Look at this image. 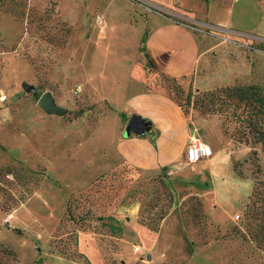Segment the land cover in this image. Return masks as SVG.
<instances>
[{
  "label": "rangeland",
  "instance_id": "obj_1",
  "mask_svg": "<svg viewBox=\"0 0 264 264\" xmlns=\"http://www.w3.org/2000/svg\"><path fill=\"white\" fill-rule=\"evenodd\" d=\"M45 1L0 0V91L7 97L0 101V166L15 165L22 178L8 177L30 186L24 200L0 206V264L42 263V250L78 256L80 231L98 238L106 264H264L255 229L244 222L252 193L264 186V148L241 141L234 122L197 100L229 84L264 87V40L173 16L213 38L192 70L175 75L149 61L135 64L147 30L130 23L119 0ZM52 1L72 25L64 46L57 15L45 12ZM46 90L65 114L38 105ZM132 92L170 96L219 156L196 168L183 158L184 165L170 164L183 153L185 131L162 124L160 147L149 131L123 135L133 162L118 156L120 121L146 111L152 122L171 116L133 98L139 108L131 110ZM192 196L205 214L197 224Z\"/></svg>",
  "mask_w": 264,
  "mask_h": 264
},
{
  "label": "crops",
  "instance_id": "obj_2",
  "mask_svg": "<svg viewBox=\"0 0 264 264\" xmlns=\"http://www.w3.org/2000/svg\"><path fill=\"white\" fill-rule=\"evenodd\" d=\"M47 1L49 0H46L44 5ZM59 1L61 2V0ZM119 1L122 4H126L130 23L136 25L143 23L144 28L147 30L146 37L143 36V39L142 35H140V42L136 46L137 50L134 53L135 64L141 65L142 62L149 61L154 68L156 67L167 73L180 75L192 70L202 52L205 49H209L213 41V38L209 36L200 37L190 26L179 21V19H174L173 16L184 17L186 20L199 19L207 24L228 29L237 34L264 40V0H142L143 3H136L134 0ZM149 8L150 11H145V9ZM154 8L158 11H151ZM171 57L173 60H170ZM170 64H173V66L171 67ZM138 95L139 92H132L128 95L131 99L129 101L131 110L135 111V109L139 108L137 104L133 103V99H138L137 101L143 108H152L158 111L160 106L169 108L168 110L171 113L168 119L165 116L160 117L162 119L161 122L157 120L152 122L150 120L152 115L148 111L143 113L144 116L142 115L146 120H150L151 129L149 134L154 136V141L158 147L164 142L162 132H155L156 129L162 128L160 124L165 127L169 125L179 126L185 131L183 150L181 149L183 153L180 157L177 156L173 161H170V164H183L184 150L187 148L188 139L192 132H195L203 141L209 143L213 149V154L210 157L195 162L192 164V168H196L200 161H212L215 158L217 153L214 145L203 139L197 130H192L180 107L170 96L163 92H157V94L147 92V96ZM125 127L126 125L124 126L120 121L116 152L118 156L131 164L133 162V155L130 154L131 145L123 139ZM134 158H137V156L134 155ZM77 249L82 253V257L78 260L67 259L64 256L42 250L39 254V261H42V264H50L47 260L50 258L52 261H67V264H79L85 261L92 264H106L102 247L93 233L80 231L77 236ZM31 264H36V262Z\"/></svg>",
  "mask_w": 264,
  "mask_h": 264
},
{
  "label": "trees",
  "instance_id": "obj_3",
  "mask_svg": "<svg viewBox=\"0 0 264 264\" xmlns=\"http://www.w3.org/2000/svg\"><path fill=\"white\" fill-rule=\"evenodd\" d=\"M25 5L27 0H21ZM135 2L137 0H134ZM54 5V6H53ZM56 1H52L46 7L47 14L55 13L58 17L60 26V35L57 44L64 46L72 32V25L67 20L60 17L59 8ZM28 12V11H27ZM36 13V10H32ZM197 100L205 111L225 115L227 119L234 122L235 130L241 141L250 142L251 144H261L264 148V87L255 84H229L206 90L197 96ZM256 155V149L252 150ZM12 174L20 179L21 174L15 165L8 164L0 166V194L5 197V201L0 204L1 208H11L13 205L24 200L25 196L30 193V186L18 188L19 181L8 177ZM22 178V177H21ZM264 184V180L262 181ZM258 183L256 189L252 193L246 209L245 227L252 232L255 229L254 239L257 244L264 249V186ZM197 200V205L191 210L192 222L199 223L205 219L202 202L196 196H192ZM162 219L163 216H160ZM206 223V222H205ZM253 224L255 226H253ZM55 254L78 260L82 257V253L77 249L76 255H68L62 251H55ZM79 264H92L88 261Z\"/></svg>",
  "mask_w": 264,
  "mask_h": 264
},
{
  "label": "water",
  "instance_id": "obj_4",
  "mask_svg": "<svg viewBox=\"0 0 264 264\" xmlns=\"http://www.w3.org/2000/svg\"><path fill=\"white\" fill-rule=\"evenodd\" d=\"M25 90L27 92H33L34 94L37 93V89L35 86L25 85ZM38 105L48 114L63 115L67 112V109L64 106H61L56 102L50 90H46L41 94V96L38 99ZM150 129H151L150 120H146L141 115L135 113L132 114L131 117L129 118L124 130V135L129 136L131 133L142 135L150 131ZM36 264H42V263L37 262Z\"/></svg>",
  "mask_w": 264,
  "mask_h": 264
},
{
  "label": "built area",
  "instance_id": "obj_5",
  "mask_svg": "<svg viewBox=\"0 0 264 264\" xmlns=\"http://www.w3.org/2000/svg\"><path fill=\"white\" fill-rule=\"evenodd\" d=\"M136 2H139V1L137 0ZM153 10L158 11L156 8H154ZM159 12H162V11L159 10ZM99 19H101L100 16H99ZM184 24H187V23H184ZM207 25L212 26L211 24H207ZM6 99H7L6 94L0 91V101H5ZM212 154H213L212 146L209 143L203 141L195 132H192L191 135L189 136L187 148L184 153L185 161L188 163H195L203 158L210 157Z\"/></svg>",
  "mask_w": 264,
  "mask_h": 264
}]
</instances>
